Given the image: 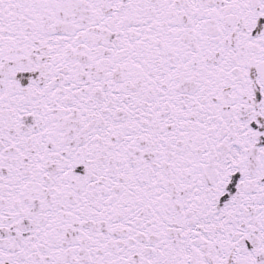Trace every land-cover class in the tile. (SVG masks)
I'll return each mask as SVG.
<instances>
[{
	"label": "water",
	"instance_id": "obj_1",
	"mask_svg": "<svg viewBox=\"0 0 264 264\" xmlns=\"http://www.w3.org/2000/svg\"><path fill=\"white\" fill-rule=\"evenodd\" d=\"M264 57V0H245Z\"/></svg>",
	"mask_w": 264,
	"mask_h": 264
}]
</instances>
